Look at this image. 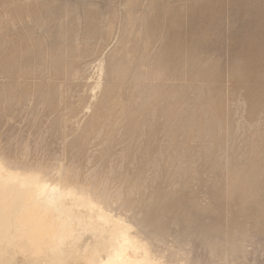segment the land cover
I'll return each mask as SVG.
<instances>
[{
    "label": "rangeland",
    "instance_id": "obj_1",
    "mask_svg": "<svg viewBox=\"0 0 264 264\" xmlns=\"http://www.w3.org/2000/svg\"><path fill=\"white\" fill-rule=\"evenodd\" d=\"M196 1L0 0V156L104 183L160 250L262 264L264 0ZM53 60L80 76L60 81Z\"/></svg>",
    "mask_w": 264,
    "mask_h": 264
},
{
    "label": "bare ground",
    "instance_id": "obj_2",
    "mask_svg": "<svg viewBox=\"0 0 264 264\" xmlns=\"http://www.w3.org/2000/svg\"><path fill=\"white\" fill-rule=\"evenodd\" d=\"M160 1L163 6L169 2ZM210 5L211 0L196 1L192 11ZM38 8L40 15L52 12L49 4ZM163 10L177 12L173 7ZM86 18L90 21L91 14ZM176 54L175 50L165 51L172 60ZM146 61L145 57L135 63L134 87ZM54 62L44 64L60 81L81 74L75 64L51 66ZM111 71L114 77L121 76L117 65ZM106 92L105 98L110 94ZM63 177L62 172L55 176L37 168L10 165L0 156V264H200L194 257L160 250L152 241L150 219L133 216V206L122 201L119 193L109 199L104 183L95 192L66 185Z\"/></svg>",
    "mask_w": 264,
    "mask_h": 264
}]
</instances>
